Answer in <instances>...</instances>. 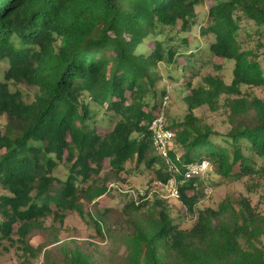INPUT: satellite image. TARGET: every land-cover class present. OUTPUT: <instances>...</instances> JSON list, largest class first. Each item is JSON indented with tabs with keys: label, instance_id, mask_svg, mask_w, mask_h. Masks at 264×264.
Wrapping results in <instances>:
<instances>
[{
	"label": "trees",
	"instance_id": "obj_1",
	"mask_svg": "<svg viewBox=\"0 0 264 264\" xmlns=\"http://www.w3.org/2000/svg\"><path fill=\"white\" fill-rule=\"evenodd\" d=\"M204 1L0 0V63H8L0 71V117L9 119L0 127V186L6 190L0 196V240L17 242L37 258L42 247L26 239L29 233L51 215L76 210L84 216L80 201H94L107 190L99 177L106 161L118 174L134 160L154 169L158 180L172 176L148 129L160 106L156 69L166 59L165 28L181 23L189 31ZM245 19L264 30V0H215L209 7L202 34L215 37L212 57L234 62V77L228 84L207 75L187 102L190 112L203 105L216 110L227 94L231 127L218 133L193 113L174 125V142L184 151L179 161L177 152L170 156L181 170L207 158L221 178L264 171V99L242 91L264 87V68L254 51L243 49ZM151 38V52H138ZM174 52L168 50L169 63ZM12 84L35 88L33 99L27 102ZM60 162L70 165L65 180L54 171ZM199 181L181 187L190 211L198 199L189 191ZM127 206L135 218L132 232L122 237L127 252L119 264H264V216L247 197L237 204L228 197L218 209L202 210L189 229L161 199ZM97 231L102 234L98 223ZM65 256L70 264H96L78 247Z\"/></svg>",
	"mask_w": 264,
	"mask_h": 264
},
{
	"label": "rangeland",
	"instance_id": "obj_2",
	"mask_svg": "<svg viewBox=\"0 0 264 264\" xmlns=\"http://www.w3.org/2000/svg\"><path fill=\"white\" fill-rule=\"evenodd\" d=\"M213 3L215 0H205L203 4L196 7L197 20L189 31H182L181 23L175 27L165 28L166 59L159 62L156 69L159 78L156 82L157 101H161L165 95L169 97L167 104L169 124L176 134L178 130L174 125L183 121L189 113H193L200 122L209 125L218 133L225 134L231 127L224 109L227 94L220 97V107L216 110L203 105L190 112L187 102L191 88L201 85L207 75L219 76L228 84L234 77V62L212 57L210 44L215 37L212 34H202V28L208 22L209 7ZM241 25L240 39L243 49L254 51L264 68V30L247 19L243 20ZM154 43V38L145 40L144 44L139 46L138 52L148 54ZM169 49L176 51L172 63L167 60ZM7 67L8 63L6 65L0 63V71H5ZM12 88L22 91L27 102L33 99L35 88L25 84H12ZM242 91L249 97L258 96L264 99V87L246 85L242 87ZM154 102L151 100L150 104L153 105ZM8 123L9 119L6 115L0 117L1 129L4 130ZM107 124L108 122L103 123L104 127H107ZM174 151L180 154L184 148L175 142ZM160 160L164 161L161 158L158 161ZM163 165H165L164 162ZM54 171L60 179L65 180L69 174L70 165L60 162ZM99 177L101 183L105 182L107 190L94 201H80L84 216L76 210L66 211L62 218L60 216L54 218L51 215L44 221V227L35 228L29 233L26 239L34 247L39 245L42 247L37 258H32L29 254L25 255L19 248V243L12 244L9 240L3 239L0 240V264H21L22 262L70 264L65 253H70L74 247L91 254L96 264H119L127 252L122 237L132 232L133 228L130 225V219L135 218V215L128 212L127 206L132 200L137 204L144 199L149 202H153L156 198L165 201L176 222L185 229L192 227L202 210L218 209L221 202L228 197L236 204L241 197L249 198L256 211L264 216V171H259L251 177L221 178L213 168L208 177L200 179L195 190L189 191V195L196 194L198 199L193 211L188 210L181 199H167L161 188L155 185L158 179L154 169L148 168L145 164L137 166L134 160H129L125 170L119 174L112 170L109 161H106L105 168ZM56 188H60V183ZM141 190L145 195L134 194ZM5 193L6 190L0 186V196ZM51 206L56 209L54 202ZM97 223L102 228V234L97 231ZM262 241L264 243V234Z\"/></svg>",
	"mask_w": 264,
	"mask_h": 264
},
{
	"label": "built area",
	"instance_id": "obj_3",
	"mask_svg": "<svg viewBox=\"0 0 264 264\" xmlns=\"http://www.w3.org/2000/svg\"><path fill=\"white\" fill-rule=\"evenodd\" d=\"M169 97H165L160 101V106L157 109L155 116L149 122L148 129L151 133L153 146L158 155L162 157L169 165L172 176L167 181L157 180L155 185L161 188L163 195L167 199L179 200L181 197V187L184 183L191 179H201L208 177L212 171V163L207 158H202L199 161H193L183 165V170L174 163L170 156V151H174V141L176 132L170 128L168 119V104ZM180 154L176 153V160L179 161ZM182 173V178L179 179L177 174ZM134 194L145 195L144 191H137Z\"/></svg>",
	"mask_w": 264,
	"mask_h": 264
}]
</instances>
